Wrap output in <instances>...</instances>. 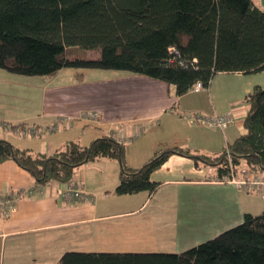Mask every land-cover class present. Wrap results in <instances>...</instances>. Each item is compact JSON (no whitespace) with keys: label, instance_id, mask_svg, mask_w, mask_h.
I'll return each mask as SVG.
<instances>
[{"label":"crops","instance_id":"obj_1","mask_svg":"<svg viewBox=\"0 0 264 264\" xmlns=\"http://www.w3.org/2000/svg\"><path fill=\"white\" fill-rule=\"evenodd\" d=\"M253 1L264 9V0ZM3 76L0 72V138L52 153L68 141L89 145L118 134L132 168L173 146L223 153L247 133V96L264 88V70L219 72L208 87L181 96L173 84L123 70L63 68L45 79L18 81ZM91 111L98 116L82 117ZM197 112H231L235 121L225 129L196 125L189 117ZM26 125L39 133L18 134L17 128ZM220 178L216 167L172 154L151 174L160 184L155 193L117 195L120 162L102 157L83 164L74 176L93 198L66 204L61 198L65 183L38 184L16 161L5 160L0 162V195L18 189L29 193L9 217H0V264H60L71 250L184 251L241 223L245 213L255 214L254 196L245 192L255 190Z\"/></svg>","mask_w":264,"mask_h":264},{"label":"trees","instance_id":"obj_2","mask_svg":"<svg viewBox=\"0 0 264 264\" xmlns=\"http://www.w3.org/2000/svg\"><path fill=\"white\" fill-rule=\"evenodd\" d=\"M74 46L98 48L100 56L71 58ZM172 46L180 53L176 62H170ZM0 68L43 77L63 68L123 70L173 84L181 96L197 81L208 87L219 72L264 70V9L253 0H0ZM246 101L247 133L217 156L173 146L132 168L124 143L107 134L89 145L68 141L52 153L0 138V162L16 161L45 185L66 184L83 164L115 158L117 195L155 193L160 184L151 174L172 154L216 167L219 177L244 161L264 178V88ZM60 264H264V210L245 213L241 223L181 252L71 250Z\"/></svg>","mask_w":264,"mask_h":264},{"label":"built area","instance_id":"obj_3","mask_svg":"<svg viewBox=\"0 0 264 264\" xmlns=\"http://www.w3.org/2000/svg\"><path fill=\"white\" fill-rule=\"evenodd\" d=\"M171 53L170 62H176L180 55L179 51L174 47H170L169 49ZM196 61V60H195ZM179 63L182 65H186L187 62L184 60H179ZM204 88L202 81H197L193 87L190 89L191 92H199ZM98 116V112H83V118H96ZM191 123L196 125H206L210 127H218L221 129L227 128L235 121V117L231 112H226L222 114H203V113H193L190 115ZM55 127V126H52ZM17 133L23 136H33L39 133V129L35 126H22L17 128ZM118 142L123 143V139L118 134H113ZM221 181H234L240 187H246L249 190H256L258 192H264V179L259 175L253 176L251 179H238L235 174L231 171L230 174L223 175L220 178ZM29 193L28 189H18L15 191H11L5 194L0 195V216L1 217H9L10 214L15 210L17 202L24 198ZM62 200L66 204H70L73 202L84 201L87 199H92L93 196L84 191L80 182L75 180L74 178L69 180L66 183V186L61 194Z\"/></svg>","mask_w":264,"mask_h":264},{"label":"rangeland","instance_id":"obj_4","mask_svg":"<svg viewBox=\"0 0 264 264\" xmlns=\"http://www.w3.org/2000/svg\"><path fill=\"white\" fill-rule=\"evenodd\" d=\"M99 53H100V49H98V48L84 49V48H80L78 46H74V47H71L68 49V54L71 58H74V57L90 58V57L97 56ZM0 72H2V74H4L3 79H5L6 81H9V80L10 81H18V80L45 79V77H43V76H36V75L27 76V75L11 73V72H9L5 69H2V68H0ZM0 79H1V77H0ZM10 83L12 84L11 86L14 85V83H12V82H10ZM23 90L26 91L27 93L31 92V89L28 87H24ZM1 97H3V95L0 94V98ZM1 117H2V119H4V116H1ZM1 117H0V121L2 122ZM231 171L235 174L236 177L239 176V178H243V179H247V180L251 179L253 176H257V175H260L261 177L263 176L262 173H259L256 170H252L251 167L249 168L247 163H245L244 161H242V163L237 167V169L233 168V169H231ZM245 192H246V194H251L254 196V197H252L255 200V204H256L255 209L253 210V211H255L254 213L255 214L261 213L264 210V195H263V193H258V191H256V190L252 191V192L251 191H245ZM259 194H261V195H259ZM259 203H260V205L257 207V204H259ZM219 233H221V232H219ZM126 252H157V251H126Z\"/></svg>","mask_w":264,"mask_h":264}]
</instances>
